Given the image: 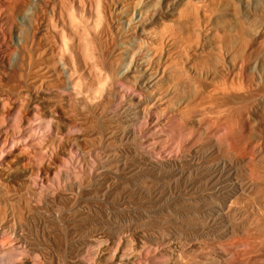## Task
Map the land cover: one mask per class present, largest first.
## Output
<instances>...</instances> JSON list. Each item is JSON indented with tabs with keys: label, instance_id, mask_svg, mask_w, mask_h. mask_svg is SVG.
<instances>
[{
	"label": "rangeland",
	"instance_id": "obj_1",
	"mask_svg": "<svg viewBox=\"0 0 264 264\" xmlns=\"http://www.w3.org/2000/svg\"><path fill=\"white\" fill-rule=\"evenodd\" d=\"M186 1L100 0L93 34L71 12L94 14V0H0V264H264V0H207L192 83L165 111L150 88L180 42L158 31L183 29ZM60 30L86 35L70 44L111 76L99 98ZM73 64L87 84L73 88ZM217 82L219 108L190 99ZM138 160L184 168L155 176Z\"/></svg>",
	"mask_w": 264,
	"mask_h": 264
},
{
	"label": "bare ground",
	"instance_id": "obj_2",
	"mask_svg": "<svg viewBox=\"0 0 264 264\" xmlns=\"http://www.w3.org/2000/svg\"><path fill=\"white\" fill-rule=\"evenodd\" d=\"M78 4L83 5L84 0H77ZM88 3L92 2V0H87ZM191 0H187L186 3H184V8L181 9L177 15L178 18L180 19L179 22L182 23L183 29L180 30H174L173 28H169L168 26H165L161 28L158 31V34L161 35V38L163 37H169L173 40L174 43H177L178 41L180 42V46L175 50V52L168 53L170 57L168 58V61H163V66L164 70H169L170 71V77L168 78V82L164 84H155L154 79H151V72L149 73V78H145L146 80L149 79V82L153 85V88H150L151 92H155L157 94L155 101L158 103H162L164 105V110L167 111L168 109H174L177 104V98L178 94L181 93V90H185L186 86H190L192 81L191 78L187 75L185 67H184V61L187 57V52L189 50V46L191 44H199L197 41L201 39V36L205 32V27L210 24L211 22V13L209 12L210 7L212 3L207 0H197L195 3H191ZM199 6V7H197ZM101 7L100 0H94L91 6L88 7L89 13L93 12L94 14H90L89 16L86 17V15L83 13L84 9L80 12V19H77V17L71 12L72 16V21L71 25L75 27V24L83 23L88 25V30L91 29L93 34L94 33H99V30L102 28L101 25L103 24V15L102 13L99 12V9ZM197 14H193V12ZM202 11V17H199V13ZM70 17V16H69ZM85 20V21H83ZM83 21V22H82ZM84 26V25H83ZM86 27V26H84ZM62 34V51L64 50L66 52L70 50H75L78 51V53L81 52L80 54V60L84 67L89 71L95 72L96 75V80H95V88L90 91L91 97L97 96L99 98L104 92V90L110 85L111 82V76L105 72H103L100 63L98 62V59L91 54L89 49L87 48H80L79 46L85 41V36L86 35H79V33H69V37L71 39H68L67 36H65V33L63 30H60ZM152 31V29H151ZM83 32H87L86 28L83 29ZM198 34V35H197ZM198 36V37H197ZM79 45L75 46L73 44H70L74 42ZM211 42V40H210ZM71 45V46H70ZM159 46H156L155 49H158ZM221 50H223L222 47H220ZM213 50H216L213 48ZM157 52V51H156ZM209 61V60H206ZM70 71V75L73 79V88L75 87H80L81 85L87 84L85 79L82 76H79V69L75 67L73 64V67ZM136 71V70H135ZM82 72V69L80 70ZM77 75V77H76ZM181 86H183L181 88ZM220 82H217L216 85L211 86L212 89L209 92H206L202 86H197L193 88V93L190 95V99L196 103H200L201 105H207L208 104L214 106L213 109L219 108V105L223 104L224 101V95L220 92ZM219 87V88H218ZM206 100V102H204ZM186 106V105H185ZM187 108V106H186ZM188 109V108H187ZM163 111L161 110L160 112L157 111V114L159 115L160 118L163 119L162 117ZM169 118V117H168ZM166 120L167 117L165 118ZM163 119V120H165ZM222 169H227L228 173L231 175H236L238 174V166L234 162H225L221 163L219 165ZM136 168L138 169V172H142L141 168L149 170L150 174L158 176V175H164V174H169L174 171L182 172L184 165L180 162L174 161L172 163L170 162H159V163H153V162H142L141 160H138L136 164ZM235 185H237L238 192H242L245 190L244 184L241 182H236ZM140 191L142 192L143 195L148 194V189L145 188L144 185H141ZM98 190H93L89 192L87 195L90 197L91 200H95L98 195ZM235 198V194L231 195L229 198V203L232 204L233 200L231 199ZM80 218H84L85 214L84 211L80 212ZM75 215V214H74ZM68 217V221H73V216ZM51 218V217H49ZM48 218V219H49ZM32 219V215L30 218ZM75 220V218H74ZM51 222V219H49ZM76 224V226L79 225L80 222H73ZM128 254V252H123L121 254V257L124 255ZM10 264H12L10 262Z\"/></svg>",
	"mask_w": 264,
	"mask_h": 264
}]
</instances>
